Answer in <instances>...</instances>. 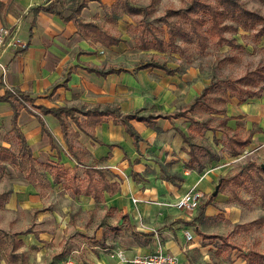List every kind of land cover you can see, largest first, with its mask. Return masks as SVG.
Masks as SVG:
<instances>
[{"label":"crops","instance_id":"crops-1","mask_svg":"<svg viewBox=\"0 0 264 264\" xmlns=\"http://www.w3.org/2000/svg\"><path fill=\"white\" fill-rule=\"evenodd\" d=\"M52 1L0 0V25H9L22 17L17 37L26 44L25 48L9 47L1 56L7 72L5 82L1 81L0 72V97L8 93V87L13 88L19 95L34 101L35 109L17 106L14 120L11 103L0 100V132L6 134L14 127L19 138L23 137L34 161L47 167L50 182L42 189V183L38 181L6 191L8 195L1 208L7 206L25 213L33 210V213L26 230L6 231L7 241L0 237V247L8 250L2 260L4 264L6 261L9 264H62L66 258H72L75 264H130L121 261L116 253L121 252L130 259L152 254L159 247L174 255L178 264L264 263V252L240 251L236 237L241 233H234L239 231L238 228L250 230L254 222L246 224L238 219H227V215L222 217L218 199L212 200V194L192 212L178 211L170 206L191 188L203 196L223 178H219L218 170H205L206 165L222 160L221 155L210 147L205 148L216 154L218 160L208 163V157H203V173L188 169L189 147L177 133L180 131L191 140L193 135L214 134L212 125V131L195 134L190 122L184 118H158L152 127L132 120L130 124L139 137L135 144L124 128L114 124L112 119L105 118L91 126L83 115L93 108L101 110L107 106L118 107L121 114L139 111L141 116L171 115L178 111L172 92L154 93L158 91L156 86H150L151 81L140 76L145 71H152L172 80L177 71L166 75L162 70H137L136 66L129 72L113 62H105L104 52L116 49L121 42L107 48L83 38L73 21H63L44 10ZM95 2L105 4L102 0L88 1L86 6ZM86 6L81 10L80 18L94 22L85 19ZM91 69L115 72L98 75ZM11 99L16 105L20 104L14 97ZM260 100H264V93L246 103L237 101L240 111H235L229 103L228 114L225 113L232 118L226 124L228 130L229 123L242 120V116L246 115L244 118L250 121L243 127L236 123L244 128L243 134L237 130L232 132L240 136L253 127L260 130L242 149L253 152L252 156H264V101L260 103ZM158 106L162 113L154 112ZM40 107L73 109L78 123L70 116L63 118L66 124L63 132L53 114L42 113ZM253 118L261 119V124ZM180 119L189 124L178 127ZM85 130L93 134L94 141ZM217 130L221 132V128ZM213 143L219 144L214 136ZM221 143L224 147V136ZM196 144L203 146L199 142ZM225 151L228 152L226 148ZM54 167L64 170L65 176L55 178ZM90 167L99 169L104 182L111 185L110 190L100 189L96 198L93 193L73 192L74 187L86 182ZM108 167L120 168L123 175L108 171ZM163 171L175 175L176 184L165 181ZM94 179L99 180L98 174H94ZM185 231L190 233V241H186ZM50 246L62 251L49 258L47 249ZM18 249L20 251L16 253Z\"/></svg>","mask_w":264,"mask_h":264},{"label":"rangeland","instance_id":"rangeland-1","mask_svg":"<svg viewBox=\"0 0 264 264\" xmlns=\"http://www.w3.org/2000/svg\"><path fill=\"white\" fill-rule=\"evenodd\" d=\"M81 0H78V3ZM101 2L91 4L90 7L86 6L85 19L89 18L94 20L102 29L109 33L119 36L122 41L116 49H110L104 52V61L109 64L112 63L124 69L125 71L133 72L135 67L141 63L156 61L165 63L167 67L176 69V75L172 80L162 77L160 72L145 71L142 74L145 80L151 81L149 84L153 87L156 86L157 90L163 94L169 90L175 97V109L183 111L191 103L193 97L203 87L210 84L211 81L218 79H238L247 71L253 70L256 67L264 66V33L259 35L258 29L264 25V21L250 30H244L238 26L236 31L230 28H223L222 35L224 41L219 44L215 41L205 39L204 48L200 49L195 43V40L182 41L176 40L175 44L170 47H165L163 51L154 49H142L136 41L137 31L136 26L139 22L140 16L127 15L121 12V0H102ZM119 1V4H117ZM123 1V0H122ZM132 6L142 7L150 5L152 13L149 17L151 26L156 27L160 36L166 39V27L162 22L156 21L161 18L168 9L183 10L190 0H126ZM244 8L264 17V1L261 0H239ZM116 6V8H115ZM52 7L55 11L62 12L63 15L70 13L69 0H53ZM111 7V8H110ZM175 17H168L167 21H171ZM206 20V17H203ZM222 25L237 26L229 18L222 20ZM208 28V23L200 26V30L205 31ZM153 81V82H152ZM165 83V84H164ZM160 87V90L159 88ZM160 97V96H158ZM157 100L158 98L155 97ZM236 98L229 99L226 105L217 103L214 106L218 109L225 108L224 112L228 114L227 107L231 103V107L235 111H240L239 105L236 104ZM250 99L245 100V103ZM261 101L264 100H260ZM21 105L26 104L28 110L34 111L32 103L34 101H25L22 98ZM158 103V102H157ZM225 106V107H224ZM154 109L155 113H162L161 108ZM234 113V112H233ZM238 113V112H237ZM235 114V113H234ZM193 116L199 120L210 121V125L215 128V133L205 132L202 136H191L192 142H199L203 147H210L217 151L222 160L216 164L206 165L208 170L217 171L219 178L230 177L238 173L242 167L252 161L264 163V156H252L253 152L242 150V152L232 157L225 148L222 146L223 135L217 130V121L221 118L219 113H212L208 109L198 110L193 113ZM233 121L229 123L230 131L237 130L239 134H243L245 124L248 126L250 121L248 118ZM257 124H261V119L253 118ZM236 123L242 125L238 126ZM248 123V124H247ZM188 121L180 119L177 123L178 127H186ZM264 126V124H262ZM188 132V130H187ZM189 134V132L187 133ZM213 136L219 144L213 143ZM21 142L17 130L13 127L8 133L0 132V194L6 191L10 192L14 189L28 185L29 180L42 183L41 189L45 185H50L47 176V168L38 165V163H31V168L28 167L27 160L21 156ZM206 161V158H204ZM108 171H114L123 175L122 170L117 167L107 168ZM203 173V172H202ZM216 173V172H215ZM41 177L43 179L41 180ZM222 175V176H221ZM264 178V174H261ZM29 178V179H28ZM241 177H237L234 181L224 185L221 190H217L216 196L212 200L218 199L220 205L221 216L227 215V219L234 218L243 223H251L250 230L234 231L240 234L236 237L237 243L240 245V251H259L264 252V200L259 196L260 185L253 186L250 181L240 182ZM218 182V180H217ZM217 184V183H216ZM214 187L208 188V191L199 200V205L203 204L214 191ZM29 186V185H28ZM39 187V188H40ZM200 192V191H199ZM208 201V200H207ZM222 202L224 204H222ZM198 205V207H199ZM31 212H16L10 210L7 206L0 207V237L8 240V234L16 231H24L27 229L28 221L32 217ZM226 221V220H223ZM12 224V225H11ZM220 224L228 225L227 223L220 222ZM234 228V227H233ZM232 228V229H233ZM7 231V233H6ZM20 235V233H19ZM8 251L5 247H0V264H4V255ZM19 249L18 252L19 253ZM59 248L53 246L48 247L47 253L49 258L54 255H59ZM55 259V258H54ZM6 261V260H5ZM7 263V261L5 262ZM21 264V263H14ZM264 264V263H262Z\"/></svg>","mask_w":264,"mask_h":264},{"label":"trees","instance_id":"trees-1","mask_svg":"<svg viewBox=\"0 0 264 264\" xmlns=\"http://www.w3.org/2000/svg\"><path fill=\"white\" fill-rule=\"evenodd\" d=\"M88 1L100 0H82L81 3H78V0H69L70 13L65 16L62 14V12L55 11L53 9V1L50 2L48 6L44 8V10L55 14L63 21H73L80 35L85 39L98 42L107 48L118 45L121 42L119 36L109 33L94 22H86L80 18V12L86 6ZM120 5L121 12L123 14L140 16L139 22L136 26V41L139 43L140 48L145 50L154 49L157 51H163L165 47L173 46L176 40L191 41L193 39L195 40L196 45L201 47L200 49H203V41H205V39L221 44L224 41L222 32L223 28L225 27L230 28L233 31H236L238 26L244 30H250L255 28L258 23L264 21V17L244 8L239 0H190L188 5L183 10L176 11L168 9L161 18L156 19V21L162 22L166 27L165 39L163 35L160 36L156 27L151 26L149 17L152 13V9L150 5L142 7L132 6L128 4L126 0L121 1ZM170 16L175 18L171 21H167V18ZM203 17H206V20L203 19ZM225 18H229L231 21L235 22L237 26L222 25V20ZM205 23H208V28L205 31L200 30V26H203ZM257 33L259 35L264 33V25L258 29ZM136 69H158L162 70L166 75H173L176 72V69L169 68L165 63H159L156 61L141 63L137 65ZM90 71L95 72L98 75H106L115 72L111 69L107 70L106 72H98L94 69H91ZM262 93H264V66H259L253 70L245 72L243 76L235 80L225 78L211 81L209 85L200 91V93L194 98L187 109L184 111H176L171 115L156 117L151 115L141 116L139 115V111L129 114H121L118 107L110 106L104 107L101 110L93 108L83 113V115L87 118L88 124L91 126L102 122L105 118L112 119L114 124H119L124 128L125 132L133 138V141L136 144V142L139 140V137L130 124V121L132 120L143 122L152 127L158 118H184L190 122V125L194 131L193 133L201 134L203 131L213 130V127L210 125V121L197 120L191 115L198 110L208 109L212 113H219L221 115V118L217 121V127L221 128V132L224 136V147L233 157H235L241 153L245 146H248L251 143L253 134L260 132V130L253 127L251 130L246 131L243 136H240L236 132L230 133L226 127V124L232 118L225 116L223 107L218 109L214 105H217V103L220 105H225L231 98H236L239 102H244L247 99L259 98ZM20 96L25 101H31L30 99L25 98L23 95ZM11 97L12 95L6 92L4 96L0 97V100L11 103L15 111L13 115V119L15 120L17 117V106L22 108L26 107L21 105V103L16 105ZM40 110L42 113H52L53 116L59 121L63 132L66 130V124L63 118L70 116L74 122L78 123L77 118L72 113L73 109H45L40 107ZM85 133L91 139H93V141L95 140L92 133L86 130ZM177 133L181 137L182 142L189 147V162L187 164L188 169H193L197 173H201L205 166L202 160L203 157H208V163L218 160L216 154H212L209 149L192 142L190 140V136H186L180 131H177ZM20 142L21 156L27 160L28 167L31 168V163H34L35 161L31 157V153L26 146L23 137L21 136ZM109 147L111 148L113 146L110 145ZM38 165L47 168L45 165ZM52 171L55 178L61 175L65 176L66 174L64 170L58 167L52 168ZM87 173L86 182L73 188V192L75 194L89 195L90 193H93V196L96 198L100 189L110 190L111 185L104 182L99 169L90 167ZM94 174H98L99 180L94 179ZM261 174H264V167L253 162H249L245 164L235 175L221 178L218 182V190H221L224 185L231 183L239 176L242 178L240 181L242 183L245 181H250L253 186L261 184L259 196L262 198V200H264V178H262ZM163 178L165 181L176 184V176L173 174L163 171ZM73 180L74 177H72V181ZM29 181L34 183L32 180ZM7 195L8 192L0 194V206L3 204ZM211 199L212 197H210L209 200Z\"/></svg>","mask_w":264,"mask_h":264},{"label":"built area","instance_id":"built-area-1","mask_svg":"<svg viewBox=\"0 0 264 264\" xmlns=\"http://www.w3.org/2000/svg\"><path fill=\"white\" fill-rule=\"evenodd\" d=\"M23 22L22 17H19L13 23L9 25H0V72L2 74V82H5V75L7 72L5 64L1 61V56L9 47L25 48L26 44L22 43L17 37L18 29ZM8 93L12 95L18 102L22 101V97L13 89L8 87ZM202 197L201 192L195 188L189 189L180 198H178L172 206L178 211L192 212L197 209L199 200ZM186 241L192 239L190 233L185 231ZM121 261L130 264H178L177 259L170 253H165L159 247L158 250L152 254L144 256H135L130 259H126L121 252L116 253ZM62 264H75L72 258H66Z\"/></svg>","mask_w":264,"mask_h":264},{"label":"water","instance_id":"water-1","mask_svg":"<svg viewBox=\"0 0 264 264\" xmlns=\"http://www.w3.org/2000/svg\"><path fill=\"white\" fill-rule=\"evenodd\" d=\"M262 167H264V165H262ZM218 187H219L218 185L215 186V189H214V191L212 193V196H216Z\"/></svg>","mask_w":264,"mask_h":264}]
</instances>
